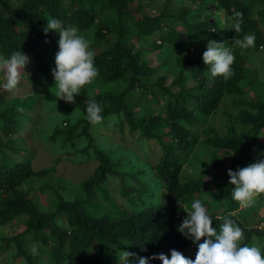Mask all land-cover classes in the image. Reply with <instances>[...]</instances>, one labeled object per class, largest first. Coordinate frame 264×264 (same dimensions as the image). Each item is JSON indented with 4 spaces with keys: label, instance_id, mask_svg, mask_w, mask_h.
Returning <instances> with one entry per match:
<instances>
[{
    "label": "trees",
    "instance_id": "1",
    "mask_svg": "<svg viewBox=\"0 0 264 264\" xmlns=\"http://www.w3.org/2000/svg\"><path fill=\"white\" fill-rule=\"evenodd\" d=\"M67 1L68 5L63 0H0V53L7 56L21 50L26 55L35 53L37 59L33 69L26 65L19 91L9 92L0 82V130L6 137L3 148L24 154L10 165L11 158L5 149L1 150L0 259L6 253L13 261L20 258L22 264H123L119 261L120 250L150 257L169 254L170 249L195 259L196 244L185 239L177 226L187 215L180 204L190 207L197 197L212 214L214 227L229 216L243 228L247 243L255 239L264 248V230L249 226L253 221H264V216L254 219L253 215L264 201L258 200L251 208L240 207L231 198L234 186L227 175L228 169L236 170L258 158L254 139L264 130V89L254 97L249 94L245 86L248 73L241 62L242 57L247 59L264 46L257 23L264 27V0H193L197 6L208 2L210 11L224 14L227 34L218 16L191 21L189 16L194 11L187 5L178 11L162 9L151 14L142 11L144 0H138L137 9L132 7L134 0ZM235 12L243 14L240 33L230 29L229 19ZM48 17L77 26L95 52L99 75L83 88L73 104L58 99L56 90L41 95L39 76L46 75L49 80L53 77L52 68L37 46L51 41L53 45L47 52L54 60L59 39L51 30L47 35L43 32ZM170 19L182 22L183 32L170 25ZM248 33L256 35V47L234 48L235 75L228 81L209 77L202 54H189L191 48L206 50L209 39L232 46L235 38ZM138 44L158 50V67L149 64ZM158 68L175 72L171 84H166V75L152 83ZM121 82L124 84L119 90L106 88ZM28 84L31 89L20 95ZM13 96L17 97L16 103L3 109ZM45 99L66 114V125L60 123L48 135L49 141L60 139L62 147L69 150L67 147H76L84 138L86 145L75 152L82 153L88 162L59 155L50 166H34L38 159L37 146L29 142L33 137L18 132L26 122L36 120L34 114ZM92 99L103 107L105 120L98 125L86 119L85 109ZM75 113L78 116L73 117ZM112 113L118 114V122H110ZM195 124H203L199 135L191 128ZM157 129L164 131L159 133ZM117 132L124 139L126 134L136 137L143 145L141 149L147 150L139 153ZM12 142L19 145L13 147ZM122 148L133 150L135 155L133 151L125 155L120 152ZM150 152L152 159L148 158ZM223 156L228 157L229 166L223 164ZM193 158L196 173L184 170ZM128 160L131 166L125 168ZM94 162L91 174L78 181L75 188L70 181H58L62 178H48L55 176L59 164L82 169ZM114 173L129 176L133 188L123 177L119 192L107 186ZM135 182L143 185L142 194ZM51 189L56 198L50 209L40 204L38 194ZM119 195L124 196L129 208L120 205ZM11 224L18 228L15 234H11V228L6 229ZM33 246L38 249L36 255L31 252ZM151 264L161 262L153 260Z\"/></svg>",
    "mask_w": 264,
    "mask_h": 264
},
{
    "label": "clouds",
    "instance_id": "2",
    "mask_svg": "<svg viewBox=\"0 0 264 264\" xmlns=\"http://www.w3.org/2000/svg\"><path fill=\"white\" fill-rule=\"evenodd\" d=\"M242 16L241 12H235L229 19L230 29L236 33L242 32ZM46 20L43 32L47 35L51 30L59 36L55 67L51 70L54 78V86L51 88H55L58 99L73 104L83 88L92 84L99 75L95 52L90 40L77 26L66 24L56 17H48ZM255 47L254 33L235 38L232 46L209 39L202 60L208 65L211 76L228 81L235 75L234 48L250 50ZM29 62V57L21 50H14L7 56L0 53V72L6 78L2 87L12 93L19 91ZM18 111L23 109L18 108ZM85 113L87 121L92 125L101 124L105 120L103 107L95 99L88 101ZM108 119L116 123L119 116L112 113ZM227 175L229 184L234 186L231 191L232 200L242 208L253 207L264 198V150H259L258 158L246 166L236 170L228 169ZM180 208L187 215L178 224L177 231L196 244L198 251L195 259L185 257L176 249H170L169 254L159 253L150 257L120 250L119 261L123 264H151L153 260H159L161 264H264V248L255 239L253 243H247L243 228L234 219L225 216L222 223L214 227L212 214L199 198L193 199L190 207L188 204H180ZM201 238H204L203 242H200ZM31 252L36 255L38 249L33 246Z\"/></svg>",
    "mask_w": 264,
    "mask_h": 264
},
{
    "label": "rangeland",
    "instance_id": "3",
    "mask_svg": "<svg viewBox=\"0 0 264 264\" xmlns=\"http://www.w3.org/2000/svg\"><path fill=\"white\" fill-rule=\"evenodd\" d=\"M11 2H15L16 0H10ZM65 2V4L68 5V1L67 0H63ZM208 3V2H207ZM205 4V5H201V6H197L194 4L193 0H144V4L143 6H141V9L143 12L146 13H151V14H158L162 9H166V11H178L180 9V7L182 8L183 6L187 5L193 8V13L191 12L189 15V19L191 21L193 20H199L200 18H208V17H213V16H218V19L222 21L223 23V29L226 33V29L228 28L227 24H228V19L227 17L222 14V13H218V11H210V5L209 4ZM138 0H134L132 7L134 9L138 8ZM260 7V6H259ZM257 8V6L255 7ZM1 10V7H0ZM210 11V12H209ZM209 12V13H208ZM140 15L136 16V19H139ZM258 23V27H259V31L262 35H264V27L261 25V23ZM169 24L173 25V26H177V29L180 30L181 32H183L184 28H182L183 23L180 21H176L174 19H170L169 20ZM111 39H115L114 35L110 36ZM160 37H157L155 39L159 40ZM161 39V38H160ZM53 45V43L51 41H47L45 44L42 42L40 43L37 48L38 50L41 52L45 62L47 64L50 65V67L53 69L55 67V63L53 58L51 57V55L47 52L48 48ZM140 49H143L144 52V57L149 61V64L155 67H158V65L161 63L159 56H158V50H154L151 49L150 47L144 46L142 44H138ZM205 50H193L192 48L189 51V54L192 56L195 55H199L202 54ZM29 57V63L27 64L29 66L30 69H33L36 65H37V59H36V54L35 53H29L27 55ZM173 59V56L168 60L169 62ZM241 62L244 65L247 73H248V77L246 79L245 82V86H246V90H248L249 94L254 97V95H257L258 93H261V88L264 89V46L257 51H254L249 58H241ZM171 67V66H170ZM177 68V66H175L174 70ZM51 73V72H50ZM208 76L210 77L211 74L210 72L207 70ZM52 75V74H51ZM161 75H166V84H171L175 72H171L168 69H161L158 68L156 73H155V77H153L151 79L152 83L157 82V78ZM53 77V76H52ZM39 80L42 82V89H41V95L44 96L46 92L51 91V90H55V88H51L52 86H54V78L52 80H49L46 75L41 74L39 76ZM0 82L5 83L6 82V78L4 77V74L2 72H0ZM193 83V81H190V84ZM124 82H121L119 84H109L106 86L107 89L110 90H119L122 88ZM263 84V85H262ZM31 87L26 86V88L22 89L21 92H19V94H24L27 90H30ZM16 96H13L7 103H5L2 108L6 109V108H11L14 103H16ZM166 99H168L166 97ZM36 117V120L34 122H29V123H25L24 125H22V129L18 132L19 135L21 136H27V137H33L32 141H29L30 144H34L36 147V157L35 159V167L36 168H42V167H46V166H50L52 164L55 163L54 159L57 156H61V155H65L66 157H69L72 155V157H76V159H83L84 157L82 156V153L80 152H75V149L78 147H82L84 145H86V141L84 140V138H82L81 140L78 141L76 147L71 146V147H67L69 150H65L61 143H60V139H57L55 141H49L48 139V135H50L52 132H54V130L56 129V127L58 125H60V123L63 122V125H66V122H64L66 120V114L63 112H60L59 110H57V108H55L54 104H52L50 101H47L46 99L44 100V102H40L38 105V111L34 114ZM78 116V113L73 114V117ZM20 117V116H18ZM17 117V118H18ZM21 118V117H20ZM30 121V120H29ZM111 122V121H110ZM216 122H218V120H216ZM23 124V123H22ZM28 125V126H26ZM221 125V124H220ZM203 127V124H195L193 126H191V128L193 129V131L199 135V133L201 132V129ZM100 130H103V127H100ZM164 131V129H157V132L162 133ZM108 132V131H107ZM114 133H116V130H114ZM118 137H121L126 144L132 146L134 149H136L139 153H143V150H147L146 148L141 149L143 147L142 144L138 143L137 138H133L131 135L126 134L127 138L124 139L123 136H121V134L119 132H117ZM264 130L262 132V134L260 135V137L256 140L254 139V141H256V147L255 150L258 152L259 150H264ZM169 136H165V139H168ZM6 142V137L4 136V134L1 132L0 130V162L3 159V153H1V150H4L5 146H3ZM13 147H17L19 145L18 142H12L10 143ZM34 147V148H35ZM199 146L196 149V153L199 152ZM133 150H131L130 152H132ZM4 152L6 153V155H8L11 159H9V164H13L14 162L12 161L15 157L16 159H22L24 157L23 151L19 150L17 152H15L13 149L8 148L5 149ZM31 152V151H30ZM120 152L124 153L125 155H128L130 152L126 151V148H122L120 149ZM134 153V151H133ZM135 155V153H134ZM115 156V155H114ZM154 157L153 153H149L148 158L152 159ZM96 163H99V160H95ZM193 163H191L190 161L187 162L184 165V170H186L187 172L190 171H196L198 168L196 167V160L195 158L192 159ZM84 162H88V160H84ZM222 162L225 166H229L230 162L228 157L223 156L222 157ZM126 166L125 168H128L131 166V161L128 160L126 161ZM95 166V162L94 164H90L89 166L86 167H82V169L80 167L78 168H69V167H65L62 164L57 165L56 170L53 172L55 173V176H50L48 177L49 179L52 178L53 180L55 178H62L61 180L58 181H63L64 182H71V187L75 188L76 184L78 181L88 177L93 168ZM80 168V169H79ZM79 169V170H78ZM67 171H71L72 173H69ZM218 174L219 171L217 170ZM146 173H149V171H147ZM196 173V172H194ZM115 177H112L109 181L108 184H106L107 186H109L111 189L119 192V190L121 189V186L123 185L122 182V177L123 180L125 179L127 185L131 188H133L131 183H130V178L124 177V176H119L116 175V173L113 174ZM145 176L141 177L142 179ZM151 179H149L150 181ZM57 182V181H56ZM55 183V181L53 182V184ZM135 186L139 187V189H141V193L142 194V189H143V185L140 182H135ZM77 187V186H76ZM211 189V188H209ZM212 190V189H211ZM144 191V190H143ZM158 193H160V190L158 191ZM39 195V201L40 204L44 207H49L50 209L54 207V201L53 199L56 198V195L54 193V190L51 189L50 191L47 192H42ZM31 197H33V194L30 195ZM2 197V195H0V198ZM199 198V197H197ZM131 199L128 198V201H130ZM264 201V198L260 199ZM119 201L121 202V206L124 207H128V202L124 199V196H120L119 195ZM221 211V210H220ZM254 219H258V218H262L264 216V205L260 207L259 211H256L254 214ZM259 216V217H258ZM264 218H262L263 220ZM250 228L252 227H258L262 230H264V221H253L250 225ZM11 228L10 232L11 234H15L18 231L17 227H14L13 224L8 225L6 227V229ZM21 230V229H19ZM254 242V240H253ZM7 243V241L5 242V244ZM2 256L4 258L0 259V264H22L20 258H18L17 260L13 261L12 257L10 256L9 258H7L6 253H3Z\"/></svg>",
    "mask_w": 264,
    "mask_h": 264
}]
</instances>
